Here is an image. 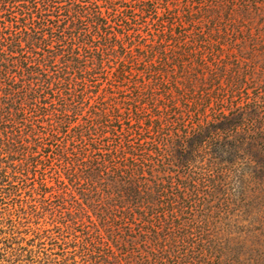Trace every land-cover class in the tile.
I'll return each instance as SVG.
<instances>
[{
	"label": "trees",
	"instance_id": "1",
	"mask_svg": "<svg viewBox=\"0 0 264 264\" xmlns=\"http://www.w3.org/2000/svg\"><path fill=\"white\" fill-rule=\"evenodd\" d=\"M0 264H264V0H0Z\"/></svg>",
	"mask_w": 264,
	"mask_h": 264
}]
</instances>
